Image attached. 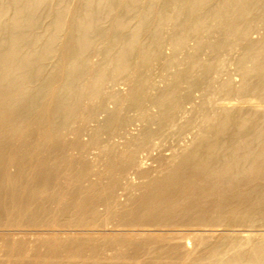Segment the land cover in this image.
Masks as SVG:
<instances>
[{"label": "bare ground", "instance_id": "obj_1", "mask_svg": "<svg viewBox=\"0 0 264 264\" xmlns=\"http://www.w3.org/2000/svg\"><path fill=\"white\" fill-rule=\"evenodd\" d=\"M0 264H264V0H0Z\"/></svg>", "mask_w": 264, "mask_h": 264}, {"label": "rangeland", "instance_id": "obj_2", "mask_svg": "<svg viewBox=\"0 0 264 264\" xmlns=\"http://www.w3.org/2000/svg\"><path fill=\"white\" fill-rule=\"evenodd\" d=\"M230 64V63H229ZM231 65V64H230ZM229 65V68H231L232 67V65L230 66ZM235 76V75H234ZM165 143H167L165 146H169V145H173V143L172 142H169V141H167V142H165ZM167 149H165V151H166ZM168 151V150H167ZM146 160V162L148 163V164H152V162H153V164H155V161H153V160H151V158H146L145 159ZM148 160V161H147ZM152 164V165H153Z\"/></svg>", "mask_w": 264, "mask_h": 264}]
</instances>
